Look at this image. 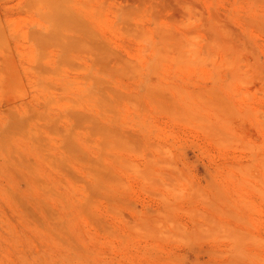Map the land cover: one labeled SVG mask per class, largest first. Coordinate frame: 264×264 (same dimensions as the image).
<instances>
[{
	"label": "rangeland",
	"instance_id": "obj_1",
	"mask_svg": "<svg viewBox=\"0 0 264 264\" xmlns=\"http://www.w3.org/2000/svg\"><path fill=\"white\" fill-rule=\"evenodd\" d=\"M0 264H264V0H0Z\"/></svg>",
	"mask_w": 264,
	"mask_h": 264
}]
</instances>
